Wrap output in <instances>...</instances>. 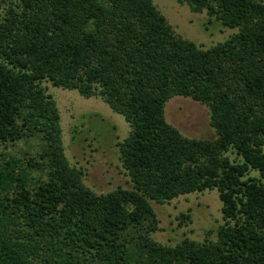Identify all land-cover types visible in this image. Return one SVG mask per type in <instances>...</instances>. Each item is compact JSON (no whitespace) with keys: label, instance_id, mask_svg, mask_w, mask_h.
<instances>
[{"label":"trees","instance_id":"1","mask_svg":"<svg viewBox=\"0 0 264 264\" xmlns=\"http://www.w3.org/2000/svg\"><path fill=\"white\" fill-rule=\"evenodd\" d=\"M178 1L239 31L203 49L153 0H11L0 19V264H264V0ZM44 81L100 95L131 124L119 146L132 188L84 184ZM174 96L207 104L217 137L170 124ZM207 189L223 202L216 240L151 239L152 201Z\"/></svg>","mask_w":264,"mask_h":264},{"label":"rangeland","instance_id":"2","mask_svg":"<svg viewBox=\"0 0 264 264\" xmlns=\"http://www.w3.org/2000/svg\"><path fill=\"white\" fill-rule=\"evenodd\" d=\"M153 1L177 35L203 49L224 42L239 31V28L224 26L215 18L210 20L206 10L193 12L187 3ZM10 2L0 0V19ZM43 86L57 102L65 154L71 166L83 171L84 184L97 194H106L119 187L132 188L133 181L123 164L119 146L130 136L131 124L100 95L86 98L77 90L53 86L50 81H44ZM165 115L186 137H217L211 125V108L191 97H172L166 103ZM228 154L231 159L236 157L233 152ZM249 175L258 173L252 170ZM152 205L158 230L151 232L150 237L164 246H175L185 238L199 244L216 240L220 226L225 223L223 202L217 189L182 194L164 203L152 201Z\"/></svg>","mask_w":264,"mask_h":264}]
</instances>
